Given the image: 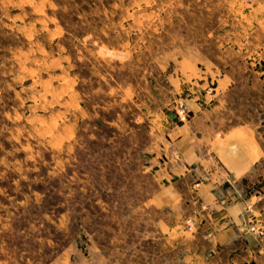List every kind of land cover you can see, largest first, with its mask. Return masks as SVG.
<instances>
[{
    "label": "rangeland",
    "instance_id": "374dc122",
    "mask_svg": "<svg viewBox=\"0 0 264 264\" xmlns=\"http://www.w3.org/2000/svg\"><path fill=\"white\" fill-rule=\"evenodd\" d=\"M263 1L0 0V264H183L149 199L179 128L264 146Z\"/></svg>",
    "mask_w": 264,
    "mask_h": 264
},
{
    "label": "crops",
    "instance_id": "0c3cea01",
    "mask_svg": "<svg viewBox=\"0 0 264 264\" xmlns=\"http://www.w3.org/2000/svg\"><path fill=\"white\" fill-rule=\"evenodd\" d=\"M179 131L176 158L149 203L183 220V264H264V238L249 231L258 217L264 225V195L251 197L262 176V142L245 127L214 142L197 138L201 128ZM189 218L193 232L186 231ZM173 219L163 227L178 233L181 223Z\"/></svg>",
    "mask_w": 264,
    "mask_h": 264
},
{
    "label": "built area",
    "instance_id": "2783aa9c",
    "mask_svg": "<svg viewBox=\"0 0 264 264\" xmlns=\"http://www.w3.org/2000/svg\"><path fill=\"white\" fill-rule=\"evenodd\" d=\"M186 228L188 231L193 232L195 229V222L192 218H189L186 221ZM249 231L258 236L259 238H262L264 236V229L260 228L256 225H252L249 227Z\"/></svg>",
    "mask_w": 264,
    "mask_h": 264
}]
</instances>
